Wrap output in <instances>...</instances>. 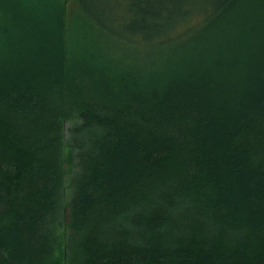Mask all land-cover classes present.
I'll return each mask as SVG.
<instances>
[{
  "label": "trees",
  "instance_id": "16d2710c",
  "mask_svg": "<svg viewBox=\"0 0 264 264\" xmlns=\"http://www.w3.org/2000/svg\"><path fill=\"white\" fill-rule=\"evenodd\" d=\"M0 264H264V0H0Z\"/></svg>",
  "mask_w": 264,
  "mask_h": 264
}]
</instances>
